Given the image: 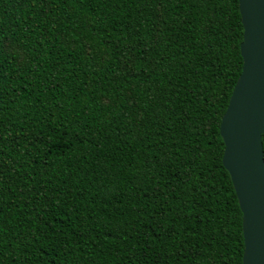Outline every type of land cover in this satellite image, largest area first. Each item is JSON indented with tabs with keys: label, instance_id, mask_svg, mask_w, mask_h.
<instances>
[{
	"label": "trees",
	"instance_id": "trees-1",
	"mask_svg": "<svg viewBox=\"0 0 264 264\" xmlns=\"http://www.w3.org/2000/svg\"><path fill=\"white\" fill-rule=\"evenodd\" d=\"M241 34L237 0H0V264H241Z\"/></svg>",
	"mask_w": 264,
	"mask_h": 264
},
{
	"label": "water",
	"instance_id": "water-1",
	"mask_svg": "<svg viewBox=\"0 0 264 264\" xmlns=\"http://www.w3.org/2000/svg\"><path fill=\"white\" fill-rule=\"evenodd\" d=\"M241 69L220 117L221 162L241 212V264H264V0H237Z\"/></svg>",
	"mask_w": 264,
	"mask_h": 264
}]
</instances>
